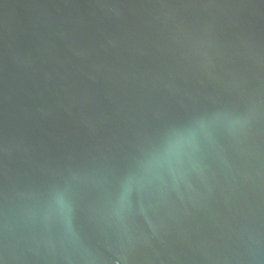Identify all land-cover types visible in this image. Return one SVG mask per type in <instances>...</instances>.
Instances as JSON below:
<instances>
[{"label": "water", "instance_id": "1", "mask_svg": "<svg viewBox=\"0 0 264 264\" xmlns=\"http://www.w3.org/2000/svg\"><path fill=\"white\" fill-rule=\"evenodd\" d=\"M0 264H264V0H0Z\"/></svg>", "mask_w": 264, "mask_h": 264}]
</instances>
